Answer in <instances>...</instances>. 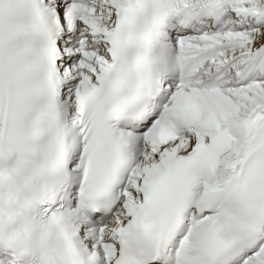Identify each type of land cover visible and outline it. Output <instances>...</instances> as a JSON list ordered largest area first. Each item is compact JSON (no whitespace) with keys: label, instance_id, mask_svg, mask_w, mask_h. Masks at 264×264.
Listing matches in <instances>:
<instances>
[{"label":"snow or ice","instance_id":"1","mask_svg":"<svg viewBox=\"0 0 264 264\" xmlns=\"http://www.w3.org/2000/svg\"><path fill=\"white\" fill-rule=\"evenodd\" d=\"M0 264H264V0H0Z\"/></svg>","mask_w":264,"mask_h":264}]
</instances>
